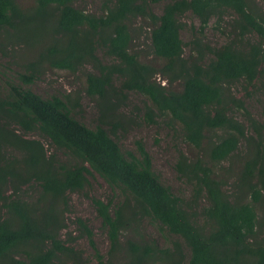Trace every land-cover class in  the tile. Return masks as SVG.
<instances>
[{
    "label": "trees",
    "instance_id": "obj_1",
    "mask_svg": "<svg viewBox=\"0 0 264 264\" xmlns=\"http://www.w3.org/2000/svg\"><path fill=\"white\" fill-rule=\"evenodd\" d=\"M109 1L106 13L96 16L76 9L72 0H38L30 15L23 14L16 0H0V30L26 31L40 40L44 46L36 63L72 74L90 65L94 72L86 74L89 97L107 100L112 96L123 101L126 97L121 93L143 95L151 102L146 111L150 123L155 116L168 117L180 125L186 142L198 149L205 150L208 133H223L210 140L206 150L210 163L181 157L180 175L192 187L191 199L182 198L161 183L141 142L136 143L135 154L124 153L107 129L101 125L91 129L73 116L79 103L72 104L69 96L43 98L29 87L36 78L33 73L18 75L19 82L9 83L8 96L0 99V264L83 263L75 238L66 235L62 239L67 229L64 214L67 196L88 186V175L94 173L122 197L114 206L111 199H93L111 242L108 260L96 248L86 221H75L79 237H86L95 250L97 264H115L112 260L118 256L123 264H264V236L257 239L256 213V205L264 203L263 126L249 117L231 91L236 82L253 85L264 79V15L247 0H171L160 16L150 4L160 0ZM225 11L236 15L232 24L236 40L209 48L213 59L205 64V44L196 38L192 41L196 54L186 58L179 19L191 12L199 19L202 34ZM131 18L150 22L153 53L165 61L162 70L131 53L127 24ZM248 35H256L258 42H248L242 51L239 47ZM100 50L112 63L98 58ZM158 74L169 79L170 85L181 80L182 90L172 91L158 83ZM117 77L121 78L119 86L114 84ZM235 109L245 111L255 138L231 115ZM35 131L53 149L77 162L62 163L40 140L28 137ZM243 141L250 156L238 174L241 191L233 194L216 176L214 165L229 160ZM9 147L23 155L21 163L6 160L2 151ZM32 184L41 189L34 202L21 195V187ZM247 197L251 200L244 201ZM143 220L178 236L190 252L188 263H184L179 242L172 251L143 238L127 239L120 245L124 232L139 227Z\"/></svg>",
    "mask_w": 264,
    "mask_h": 264
},
{
    "label": "rangeland",
    "instance_id": "obj_2",
    "mask_svg": "<svg viewBox=\"0 0 264 264\" xmlns=\"http://www.w3.org/2000/svg\"><path fill=\"white\" fill-rule=\"evenodd\" d=\"M38 0H16L21 7L23 14L30 15L37 6ZM253 10H257L264 15V0H247ZM105 2L107 0H72L73 6L85 11L88 14L100 16L106 13ZM171 0H160L151 3V10L155 15H161L166 4ZM180 22L183 24L180 31L181 38L184 42V56L189 58L195 56L192 50V41L199 38L205 44V64L213 59L209 48H219L223 45L236 40V32L232 29V24L236 20V15L232 11H225V15L219 21L217 17L213 18L204 32L201 34L200 21L191 12L181 17ZM129 26L132 43L130 45L131 53H134L142 63H146L160 71L165 65V61L157 58L151 45V25L148 20L141 18H131L127 23ZM33 25V24H31ZM36 24L34 23L33 26ZM49 41V40H47ZM239 43V40L236 41ZM248 42H258L256 35H248L243 39L239 47L242 51L247 50ZM41 41L31 36L26 31L24 33L16 32L7 28L0 30V99L8 96L10 90L9 83L17 84L18 75L34 74L35 81L29 87L37 95L43 98L57 95L60 97L69 96L72 104L79 103V107L73 109V116L84 123L89 128H95L99 125L107 129L111 136L117 141L119 147L124 153L137 152V142H141L151 156L153 171L158 175L161 183L170 188L173 194L182 198L191 199L192 187L188 181L183 178L178 168L179 161L183 156L186 161H195L198 158L205 159L208 163L209 158L207 149H209L210 140L213 141L221 135L222 131L208 133L204 141V149H198L186 142L178 123L170 120L168 117L155 116L154 123H150L146 117V111L151 106V102L143 95L132 93H121L126 97L125 100L115 97H108L107 100L99 97H89L86 94V74L93 73V68L87 65L82 71L72 74L68 71H61L50 68L45 62L36 63L40 55ZM98 58L103 63H112L103 51L97 53ZM36 63L37 72H33ZM155 79L158 83L168 86L172 91H181L183 82L181 80L169 84V79L158 74ZM120 77L114 79V84L119 86ZM170 85V86H169ZM232 95L241 100L244 104L249 117L257 124L263 126L261 131L264 136V79L256 80L253 85H248L243 81L236 82L231 86ZM240 123H242L249 134L255 138L256 134L250 127L249 119L244 110H234L232 114ZM17 132H21L19 127L11 126ZM32 139L40 140L46 151L55 154L62 163L73 165L77 162L68 154H62L42 137L37 131L28 136ZM6 160H16L21 163L23 155L17 150L7 148L2 151ZM249 155V146L243 141L237 152L233 156L220 164L214 165L216 176L226 184V190L229 193H240L238 189V174H240L243 165ZM250 156V155H249ZM6 162V161H5ZM1 166H5L2 162ZM89 185L82 191L67 196V211L64 214L67 229L62 233V239H67L66 235L75 238V248L81 252L80 257L83 259L81 264H97L95 259V250L91 247L86 237L80 238V230L75 224L78 218L86 221L89 228L94 234V242L99 253L104 256L105 260L109 259L111 242L108 237L107 229L102 225L101 218L95 208L93 199H99L104 202L113 200V206L121 199L119 192L112 190L109 185L95 173L93 176L88 175ZM21 195L28 201L34 202L40 195V187L32 184L21 187ZM8 192L7 195H11ZM247 197L244 201H250ZM258 216V237L260 240L264 236V203L256 205ZM203 225V221L199 222ZM146 241H155L160 249L173 250V245L179 242L182 245L184 263H188L190 252L182 243L178 236L172 235L156 222L143 220L139 227H133L132 230L124 232L120 238V245L125 244L127 239H140ZM255 241V239H253ZM252 241V240H251ZM121 250V249H120ZM122 247L121 255H124ZM115 264H123V259L118 256L112 260ZM72 264V263H68Z\"/></svg>",
    "mask_w": 264,
    "mask_h": 264
}]
</instances>
